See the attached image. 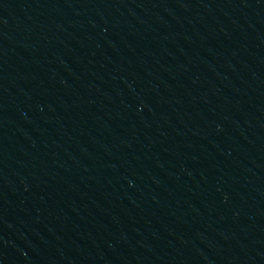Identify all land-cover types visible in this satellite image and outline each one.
Here are the masks:
<instances>
[{"label": "water", "instance_id": "water-1", "mask_svg": "<svg viewBox=\"0 0 264 264\" xmlns=\"http://www.w3.org/2000/svg\"><path fill=\"white\" fill-rule=\"evenodd\" d=\"M0 264H264V0H0Z\"/></svg>", "mask_w": 264, "mask_h": 264}]
</instances>
